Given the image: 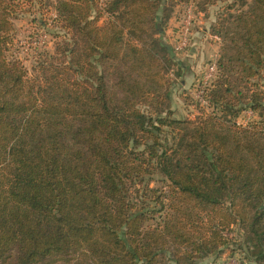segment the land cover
Segmentation results:
<instances>
[{
    "label": "trees",
    "instance_id": "16d2710c",
    "mask_svg": "<svg viewBox=\"0 0 264 264\" xmlns=\"http://www.w3.org/2000/svg\"><path fill=\"white\" fill-rule=\"evenodd\" d=\"M249 1L0 0V264H198L235 228L264 264V0ZM190 2L226 12L210 111L177 119L162 36ZM49 9L54 50L30 76L12 20Z\"/></svg>",
    "mask_w": 264,
    "mask_h": 264
},
{
    "label": "rangeland",
    "instance_id": "374dc122",
    "mask_svg": "<svg viewBox=\"0 0 264 264\" xmlns=\"http://www.w3.org/2000/svg\"><path fill=\"white\" fill-rule=\"evenodd\" d=\"M231 3L232 2H228L227 4ZM190 5L195 10V6L191 2L186 5L176 6L172 9L170 18L167 20L165 25V29H170L169 34H171V37L176 33L180 21L183 20L185 16V8ZM242 5L243 6L235 5L232 12L235 13L237 11L247 10L251 5V1L243 0ZM224 12L226 11L223 10L222 4L208 8L206 13H197L195 11L192 31L193 29L198 31V14H202L201 16L206 19V22L215 24L220 15H223ZM53 16L54 12L51 9H49L48 13L43 11H23L19 12L12 20L14 31L12 36V47L9 50V56L20 59L28 70L30 76L36 74V60L49 53H53L54 49L52 33L56 30L53 28L54 25L51 23ZM170 19H173V21L176 23L175 26L169 25ZM172 41L173 37L171 38V42ZM180 58L181 57H177V59ZM208 63L205 66H207ZM176 72L177 69L173 68L167 73V76L174 83V88L172 90V110L174 112V118L193 119L198 113L197 106L200 105V103H198L199 101L197 98L196 89L198 86H200L198 83L201 82L202 73L189 78L183 77L181 72V75L176 76ZM188 79H190V81H188ZM257 119L258 118H256V120ZM154 180L157 182H152L150 186H159V177H154ZM226 236L230 239L229 247L226 248L219 257H208L200 260L198 264H216L226 259L236 260L239 264H249L244 259L242 254V251L244 250V238L242 237L240 231L235 228L229 235Z\"/></svg>",
    "mask_w": 264,
    "mask_h": 264
},
{
    "label": "crops",
    "instance_id": "0c3cea01",
    "mask_svg": "<svg viewBox=\"0 0 264 264\" xmlns=\"http://www.w3.org/2000/svg\"><path fill=\"white\" fill-rule=\"evenodd\" d=\"M198 14V31L193 29L191 45L186 54L181 56L180 59V72L183 77L192 78L194 75H199L205 68L208 62H215L218 57L220 41L214 39L210 33V27L213 25L206 22L202 16ZM173 19H170L169 25L175 26ZM170 29H165L163 32V41L173 46V41L171 42V34H169ZM190 81V79H188ZM240 122V119L237 121Z\"/></svg>",
    "mask_w": 264,
    "mask_h": 264
},
{
    "label": "built area",
    "instance_id": "2783aa9c",
    "mask_svg": "<svg viewBox=\"0 0 264 264\" xmlns=\"http://www.w3.org/2000/svg\"><path fill=\"white\" fill-rule=\"evenodd\" d=\"M194 16L195 10L190 5L185 8V16L183 20L180 21L179 27L177 28L176 33L173 35V53L175 57H181L187 53L191 45V38H192V27L194 23ZM214 39H219L216 36H212ZM215 74V63L210 62L207 66H205L204 70L202 71V78L201 82L198 83L200 86L197 87V98L198 103L205 108V110L210 111L208 108V103L202 98V94L204 89L209 85L213 76ZM255 115L250 110H247L243 113L242 117L240 118L239 124L246 125L247 123L255 120ZM216 264H239L236 260L226 259L218 262Z\"/></svg>",
    "mask_w": 264,
    "mask_h": 264
}]
</instances>
